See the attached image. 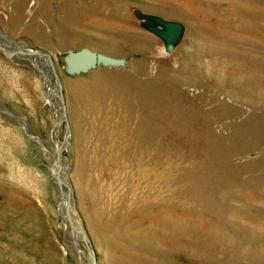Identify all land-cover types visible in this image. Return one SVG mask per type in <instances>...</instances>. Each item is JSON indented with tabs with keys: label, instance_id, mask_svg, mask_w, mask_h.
I'll use <instances>...</instances> for the list:
<instances>
[{
	"label": "rangeland",
	"instance_id": "rangeland-1",
	"mask_svg": "<svg viewBox=\"0 0 264 264\" xmlns=\"http://www.w3.org/2000/svg\"><path fill=\"white\" fill-rule=\"evenodd\" d=\"M0 46V264H264V0H0Z\"/></svg>",
	"mask_w": 264,
	"mask_h": 264
},
{
	"label": "water",
	"instance_id": "water-1",
	"mask_svg": "<svg viewBox=\"0 0 264 264\" xmlns=\"http://www.w3.org/2000/svg\"><path fill=\"white\" fill-rule=\"evenodd\" d=\"M135 14L144 29L163 41L166 52L173 53L184 39L186 33L184 23L168 19L158 14L147 13L139 9L135 10ZM32 53L48 56L54 74L58 77L53 59L50 55L40 50H34ZM65 61L67 72L70 75L84 74L101 66L121 67L127 64V59L125 58L94 51L88 47L79 50H69L65 56Z\"/></svg>",
	"mask_w": 264,
	"mask_h": 264
},
{
	"label": "bare ground",
	"instance_id": "bare-ground-1",
	"mask_svg": "<svg viewBox=\"0 0 264 264\" xmlns=\"http://www.w3.org/2000/svg\"><path fill=\"white\" fill-rule=\"evenodd\" d=\"M25 48H26V46L23 47L24 50H30V49H25ZM35 57H36V59H39L38 61H42L46 65V76H47V80H48V84H49L47 94H48L49 98L51 99V101L57 106L59 113L61 114V117H62L61 119H64L65 109H64V105H63L62 99H61L60 88H59V86L55 80V75H54L53 69L51 67H49V65H48L49 58H48V56H42V55H37Z\"/></svg>",
	"mask_w": 264,
	"mask_h": 264
}]
</instances>
